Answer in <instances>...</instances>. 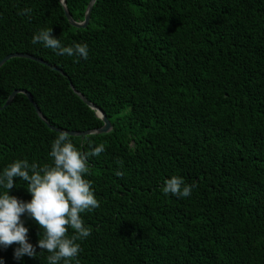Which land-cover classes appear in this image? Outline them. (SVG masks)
Here are the masks:
<instances>
[{"label":"trees","instance_id":"obj_1","mask_svg":"<svg viewBox=\"0 0 264 264\" xmlns=\"http://www.w3.org/2000/svg\"><path fill=\"white\" fill-rule=\"evenodd\" d=\"M90 1L66 0L75 22ZM26 8L30 19L18 15ZM42 29L63 46L86 44L88 59L33 44ZM10 54L65 77L10 59L0 67V108L25 90L56 129L101 128L70 82L111 126L69 136L88 154L84 178L100 205L81 213L91 235L76 241L79 264H264V0H96L81 29L60 0H0V60ZM58 135L16 95L0 110V175L17 160L51 166ZM173 176L196 186L190 197L163 194ZM14 184L8 194L30 202L27 183ZM21 220L37 246L44 230ZM17 247L0 246V264H48L39 247L15 259Z\"/></svg>","mask_w":264,"mask_h":264},{"label":"clouds","instance_id":"obj_2","mask_svg":"<svg viewBox=\"0 0 264 264\" xmlns=\"http://www.w3.org/2000/svg\"><path fill=\"white\" fill-rule=\"evenodd\" d=\"M31 9H23L18 15L29 19ZM42 42L57 55L75 56L87 60L89 49L86 44L63 46L58 38L53 36V29H42L33 37L32 43ZM103 144L95 147L91 156H99L104 152ZM87 155L83 154L69 139L67 133H60L52 142L49 156L53 159L51 166L40 167L36 163L29 164L27 160H17L6 167L0 175V186L7 191L0 195V246L8 248L18 245L14 258L20 260L23 256L34 257L36 247L47 251L48 264H72L82 251L76 241L87 239L91 232L85 227L81 213L98 208L99 202L94 196L91 182L86 180L89 174ZM118 177L124 174L116 172ZM14 178L25 181L27 191L31 194L30 202H23L8 194L15 187ZM196 186L187 185L178 176H173L165 182L162 189L164 195L172 194L181 198L192 195ZM27 214L43 229L42 238L37 246L28 242V229L21 220ZM74 230L69 236L68 229Z\"/></svg>","mask_w":264,"mask_h":264},{"label":"water","instance_id":"obj_3","mask_svg":"<svg viewBox=\"0 0 264 264\" xmlns=\"http://www.w3.org/2000/svg\"><path fill=\"white\" fill-rule=\"evenodd\" d=\"M96 0H91L89 2V4L87 5V8L85 10V13H84V19L82 22H75L69 15L67 9H66V0H60V5L63 9V13H64V16L66 18V20L68 21L69 25L74 27V28H77V29H81V28H85L88 24V21H89V18H90V14H91V10H92V7L94 5ZM13 58H22V59H27V60H31V61H34V62H37L41 65H44V66H47L49 67L50 69L56 71L57 73H59L60 75H62L63 77H65V74L57 69L56 67H53V66H50L49 64H47L46 62L40 60V59H37L33 56H30V55H27V54H10V55H7L5 56L3 59L0 60V67L5 63L7 62L8 60L10 59H13ZM69 87L70 89L72 90V92L87 106L89 107L96 115L97 118H99L103 125L101 128H98V129H93V130H88V131H84V132H66V131H60L54 127H52L51 125H49L46 120L44 119V117L42 116L41 112L39 111V109L37 108L36 104L34 103L31 95L25 91V90H15L13 91L8 99L6 100L5 104L0 108V110H3L5 109L6 107H8V105H10V103L12 102V100L14 99V97L18 94H23L25 95V97L27 98V100L29 101V103L32 105V107L34 108L35 110V113L36 115L39 117V119L41 121L44 122V124L52 131L56 132V133H67L68 136H71V137H79L81 139H83L84 137L86 136H89V135H95V134H102V133H108L111 129V126L109 124V122L107 121L106 119V116L104 115V113L95 105H93L92 103L88 102L86 100V98L79 92H77L74 87L70 84L69 82Z\"/></svg>","mask_w":264,"mask_h":264}]
</instances>
